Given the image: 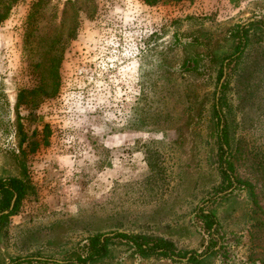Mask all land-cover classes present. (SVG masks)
<instances>
[{
	"label": "rangeland",
	"instance_id": "374dc122",
	"mask_svg": "<svg viewBox=\"0 0 264 264\" xmlns=\"http://www.w3.org/2000/svg\"><path fill=\"white\" fill-rule=\"evenodd\" d=\"M68 1L51 0L35 28L45 43L68 30ZM32 3L0 22V179L25 183L0 228V264H61L116 232L204 255L199 208L219 222L218 251L201 264H264V33L252 29L227 68L264 0H96L45 79L42 43L26 34ZM222 94L235 176L252 187L219 192ZM93 264L189 263L118 239Z\"/></svg>",
	"mask_w": 264,
	"mask_h": 264
},
{
	"label": "trees",
	"instance_id": "16d2710c",
	"mask_svg": "<svg viewBox=\"0 0 264 264\" xmlns=\"http://www.w3.org/2000/svg\"><path fill=\"white\" fill-rule=\"evenodd\" d=\"M18 0H0V22L4 21L10 12L11 7ZM147 4H153L156 0H144ZM51 0H33L30 18L27 25V37L28 44L32 43L34 40L41 41V47L45 53V56L39 55V59H45V61L40 60L38 67L41 70V79L46 78V73H53V70L59 67L62 62L63 57V45L65 43L63 36L67 34L69 37H74L78 24L82 19H88L94 16V8L96 0H71L66 3L65 10L63 13V20L60 27L67 26V31L58 30L57 34L48 37V42L46 43L40 39L39 30H36L40 25V21L45 15V11L48 9ZM82 18V19H81ZM90 19V18H89ZM252 29L260 30L264 33V21L259 20L248 24L246 27L239 26L236 34L240 40V44L237 47L236 54L239 56L233 61L227 64V68H230L232 63L240 58L243 53L244 46L247 43V36ZM45 57V58H43ZM37 60V62L39 61ZM45 62H49V66L45 67ZM226 66V65H225ZM224 64H222L221 73L223 74ZM225 88V87H224ZM223 88V90H224ZM225 104L224 94L218 99L217 103L214 105V115L218 120V144H219V156H220V172L225 182V187L221 188L219 192L226 191L229 188L238 187L244 185L247 187H252L248 182L240 181L235 176V166L232 162V152L230 150V137L228 132V127L224 121L223 107ZM0 193L4 195V201L0 204V209L2 215H0V228L2 229L7 218L11 216L15 211L17 204L11 210V204L16 197V203H18L25 194V183L20 178H12L8 181L0 179ZM5 211H11L9 214H5ZM199 217L203 220L204 228L206 232L211 237V244L209 245L207 251L204 255H199L197 252L190 251H180L176 249L172 242L166 241L164 239H148L142 236L116 232L112 235L100 234L91 237L88 240L86 248L84 250L85 254L75 253L70 257H67L61 264H93L104 257H107L110 253V245L116 240L120 239L124 241L131 249H133L134 254H138L143 258L150 257H162L169 258L174 261L187 260L189 264H201L206 257L215 254L217 250V245L219 242L218 227L219 222L216 218L214 212H206L203 208H199ZM31 258L14 259L13 264L21 263H32L37 262L39 264H49L47 260L32 261Z\"/></svg>",
	"mask_w": 264,
	"mask_h": 264
},
{
	"label": "water",
	"instance_id": "95a60500",
	"mask_svg": "<svg viewBox=\"0 0 264 264\" xmlns=\"http://www.w3.org/2000/svg\"><path fill=\"white\" fill-rule=\"evenodd\" d=\"M15 201H16V197H14L11 206H14ZM11 208H12V207H11ZM8 212H9V211H5L4 213H8Z\"/></svg>",
	"mask_w": 264,
	"mask_h": 264
}]
</instances>
